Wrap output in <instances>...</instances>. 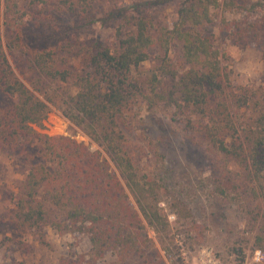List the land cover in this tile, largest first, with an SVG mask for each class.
<instances>
[{
    "label": "trees",
    "instance_id": "1",
    "mask_svg": "<svg viewBox=\"0 0 264 264\" xmlns=\"http://www.w3.org/2000/svg\"><path fill=\"white\" fill-rule=\"evenodd\" d=\"M97 1L41 4L73 18L74 31L111 21V43L68 36L56 47L31 50L24 29L34 13L22 0H3L0 95L11 103L0 109V149L16 151L21 139L43 147L40 159L24 171V192L13 199L14 226L49 225L59 234L87 236L88 259L79 256L75 264H94L108 252L118 261L143 257L146 225L167 226L159 199L162 156L150 140L135 142L125 130L133 110L163 105L172 108V119L195 142L219 155L224 165H236L233 174L244 182L251 201L253 245L264 251V81L257 89L235 84L227 52L212 36L216 27L242 39L264 25V0H114L109 8ZM164 8L176 14L171 23L159 18ZM176 45L180 60L173 56ZM12 52L40 77L67 84L59 94L64 115L102 150L33 127L46 117L48 105L15 75L7 57ZM141 264H161V258L143 257Z\"/></svg>",
    "mask_w": 264,
    "mask_h": 264
},
{
    "label": "rangeland",
    "instance_id": "2",
    "mask_svg": "<svg viewBox=\"0 0 264 264\" xmlns=\"http://www.w3.org/2000/svg\"><path fill=\"white\" fill-rule=\"evenodd\" d=\"M113 1L97 2H108L106 8H109ZM22 2L34 13L24 29L25 43L31 50L56 47L68 36L85 43L97 37L106 44L112 41L111 21H97L74 31L73 18L49 9L41 4L42 0ZM0 5L2 11L3 0H0ZM158 14L160 19L169 23L176 19L170 8H164ZM227 16L235 18L239 15L227 13ZM247 19L254 20L253 17ZM212 31L214 45L227 52L230 79L235 84L257 89L264 81V25L242 39L229 38L216 27ZM173 56L180 60V45L175 46ZM7 57L15 75L48 105L47 115L41 124L33 125L37 131L67 135L92 150H102L64 115L59 94L67 84H56L40 77L39 73L27 68L24 58L15 52L7 53ZM47 96L53 101H47ZM10 103V98L0 95V109ZM131 113L126 133L141 144L150 140L162 156L159 199L167 226L155 229L146 225L149 243L143 257L159 256L161 264H197L192 260L196 250L210 247L218 253L222 263L241 264L240 259L254 246L255 231L248 222L247 208L251 201L246 185L233 174L236 165L233 162L224 165L219 155L209 151L202 142H195L172 119V108L143 104ZM42 151L38 141L27 143L23 139L16 151L0 149V264H75L79 256H83L81 261L88 259L90 242L83 234H59L49 225L24 230L14 226L13 199L24 192V171L30 162L40 159ZM226 167L232 173H228ZM130 199L136 207L131 194ZM236 248L238 252L234 251ZM143 257L133 255L118 261L114 254L108 252L94 264H141Z\"/></svg>",
    "mask_w": 264,
    "mask_h": 264
},
{
    "label": "built area",
    "instance_id": "3",
    "mask_svg": "<svg viewBox=\"0 0 264 264\" xmlns=\"http://www.w3.org/2000/svg\"><path fill=\"white\" fill-rule=\"evenodd\" d=\"M170 217L173 218V216ZM192 260H195L197 264H224L218 253L210 247L197 249ZM240 260L241 264H264V251L260 247L252 246Z\"/></svg>",
    "mask_w": 264,
    "mask_h": 264
}]
</instances>
